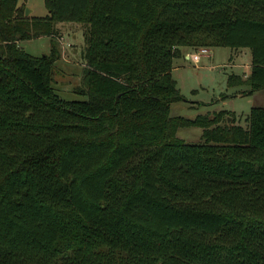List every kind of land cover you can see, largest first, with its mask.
Here are the masks:
<instances>
[{
	"label": "trees",
	"instance_id": "obj_1",
	"mask_svg": "<svg viewBox=\"0 0 264 264\" xmlns=\"http://www.w3.org/2000/svg\"><path fill=\"white\" fill-rule=\"evenodd\" d=\"M0 0V264H264V106L170 114L182 48L248 47L264 0ZM83 24L85 99L52 86L59 27ZM50 36L48 53L20 41ZM197 124L201 143L176 135Z\"/></svg>",
	"mask_w": 264,
	"mask_h": 264
},
{
	"label": "rangeland",
	"instance_id": "obj_2",
	"mask_svg": "<svg viewBox=\"0 0 264 264\" xmlns=\"http://www.w3.org/2000/svg\"><path fill=\"white\" fill-rule=\"evenodd\" d=\"M30 7V13H47L45 0H19ZM59 27L61 55L54 61L56 73L52 86L66 99H85L86 94L74 90L82 85L84 61L81 50L84 46L83 24L78 21L64 20ZM20 45L32 55L48 53L50 36L41 35L20 41ZM199 47L182 48L181 54L173 59L171 74L181 93V98L171 102L170 114L193 118L198 114L213 113L226 109L229 121L233 120L246 127L250 107L264 106V87L249 90L247 83L228 84L227 77L237 74L245 78L250 71V49L248 47L213 46L208 55H201L194 61L189 57ZM188 55V56H187ZM227 118V117H226ZM203 128L197 124L180 125L176 135L185 142L201 143Z\"/></svg>",
	"mask_w": 264,
	"mask_h": 264
},
{
	"label": "built area",
	"instance_id": "obj_3",
	"mask_svg": "<svg viewBox=\"0 0 264 264\" xmlns=\"http://www.w3.org/2000/svg\"><path fill=\"white\" fill-rule=\"evenodd\" d=\"M208 55L209 54V49L205 46H201L198 48L197 52H193L189 57L193 59L194 61L199 60L201 55Z\"/></svg>",
	"mask_w": 264,
	"mask_h": 264
},
{
	"label": "water",
	"instance_id": "obj_4",
	"mask_svg": "<svg viewBox=\"0 0 264 264\" xmlns=\"http://www.w3.org/2000/svg\"><path fill=\"white\" fill-rule=\"evenodd\" d=\"M31 11H32V9H31L30 7L25 6V9H24V14H25V15L30 14ZM229 119H230V117L227 116V121H229Z\"/></svg>",
	"mask_w": 264,
	"mask_h": 264
},
{
	"label": "crops",
	"instance_id": "obj_5",
	"mask_svg": "<svg viewBox=\"0 0 264 264\" xmlns=\"http://www.w3.org/2000/svg\"><path fill=\"white\" fill-rule=\"evenodd\" d=\"M188 56V55H187ZM251 65V64H250Z\"/></svg>",
	"mask_w": 264,
	"mask_h": 264
}]
</instances>
